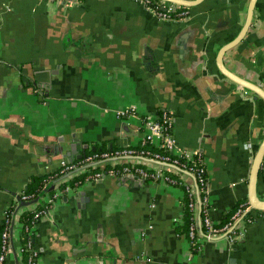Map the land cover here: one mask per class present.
<instances>
[{
  "label": "crops",
  "instance_id": "obj_1",
  "mask_svg": "<svg viewBox=\"0 0 264 264\" xmlns=\"http://www.w3.org/2000/svg\"><path fill=\"white\" fill-rule=\"evenodd\" d=\"M248 1L203 0L187 7L188 20L172 21L141 0H0V229L12 199L56 171L63 159L56 145L76 138L88 144L85 152L136 146L141 117L164 111L176 144L204 156L212 221L248 202L264 100L216 65ZM243 41L225 52L223 66L264 89V0H256ZM256 193L264 200V160ZM182 197L180 187L160 181L88 180L37 223L38 264H264V220L247 224L234 242L200 237L191 255L176 230ZM20 232L15 225L14 236ZM17 261L10 253L5 264Z\"/></svg>",
  "mask_w": 264,
  "mask_h": 264
},
{
  "label": "built area",
  "instance_id": "obj_2",
  "mask_svg": "<svg viewBox=\"0 0 264 264\" xmlns=\"http://www.w3.org/2000/svg\"><path fill=\"white\" fill-rule=\"evenodd\" d=\"M64 1L75 2L77 0ZM141 1L159 20L186 21L189 19L187 7L165 0ZM128 112L129 110L125 109L121 112V115L124 116ZM140 125L142 137L139 144L150 143L163 149L166 152L165 154L148 149L136 151L134 147H123L112 152L103 151L84 154L72 161L61 159L56 171L44 178L40 195L33 199L32 195L20 192L4 209L0 229V264H5L6 257L10 253H17V264H38L39 251L35 247L33 239H30L36 233L37 223L43 218L49 219L50 209L55 201L71 189L69 186L61 189L58 185L62 181H66L68 177L84 173L90 169H96V171L88 175L87 181H97L105 176H111L124 182L134 179L144 183V180L150 177L154 181H160L171 186L183 185L189 193V208L195 210L200 207L203 213L202 222H199L195 216L196 222L189 227V237L193 238L198 225L202 223L205 226V233L198 235L197 241L200 237L210 240L223 236L230 242H234L237 238L243 236L247 224L264 220V210H256L246 202L239 205L231 215L230 221L222 226H216L218 223L212 221L209 216V185L206 161L201 151L198 148H181L176 144L173 133V120L168 112L147 113L141 117ZM180 159L185 162L193 161L196 167H187L186 163L180 162ZM122 160L128 164L119 165ZM106 165H108L107 168ZM177 166H180V168ZM147 169L153 171L150 173ZM165 170L175 172L178 178L174 179L166 175ZM202 174L206 175V179L203 178ZM49 186L53 187L52 192L47 190ZM38 205L41 206L38 207ZM25 211H31L32 220L24 226L25 235L23 238H25V241L21 246V232L15 237L13 231L17 224L21 225L22 231L23 226L19 219ZM197 248L200 250L201 244ZM23 251L27 252L25 260L21 259Z\"/></svg>",
  "mask_w": 264,
  "mask_h": 264
},
{
  "label": "trees",
  "instance_id": "obj_3",
  "mask_svg": "<svg viewBox=\"0 0 264 264\" xmlns=\"http://www.w3.org/2000/svg\"><path fill=\"white\" fill-rule=\"evenodd\" d=\"M131 147H134V149L136 151H140L142 149H148L150 151H155V152H159V153H162V154L166 153L163 149H161L159 147H155L154 145H152L150 143H144V144H139L138 143L136 146H131ZM120 148H123V147H117V148L115 147V148H112V149H108L105 146H103V144L101 146L100 145H95V149L94 150L88 149L85 152V154L87 155V154H91V153H94V152H103V151L112 152V151H115V150L120 149ZM180 162L186 163L187 167H194V168L196 167V165L194 164L193 161L185 162L184 160L180 159ZM126 164H128V163L124 162V160H122L121 163H119V165H126ZM107 167H108V165H106V168ZM177 167L180 168V166H177ZM95 171H96V169H90L89 171H86L84 173H80V174L68 177V179L66 181H62L58 185V187L61 188V189H63L65 186H69L71 188L77 187V186L83 184L84 182H86L88 175L91 174V173H94ZM147 171L151 173V171H153V170L147 169ZM164 173L166 175L170 176L171 178H174V179L178 178V175L175 172H173V171L165 170ZM46 176L43 175L41 177L34 178L31 181V183L28 185V187L26 189L22 190L21 192H23L26 195H32L33 199L36 198L42 192L43 180H44V178ZM202 176H203L204 179H206V175L205 174H202ZM149 182H155V181L153 180V178L147 177L144 180V183H149ZM177 186L180 187L183 190V197H182V206H183V218L182 219H183V221H182V223L176 225L177 234L178 235H183L184 237L187 238V240L189 241V249L191 250V253L192 254H196L197 252H199L197 246L200 244L197 241V237L200 234H204L205 231H206V228H205V226L202 223L199 224L198 227L196 228L195 236L193 238H190L189 237V227H190L191 224L196 222L195 221V216L198 218L199 222H202L203 213H202L200 207L198 209H195V210H192L191 208H189L188 204H189V201H190V197H189V193H188L187 189L183 185H177ZM52 189H53L52 186L51 187L49 186L47 188V190L49 192H52ZM241 203H246V200L245 199L244 200H240L226 214V217L220 223H218L216 226H222L225 223H227L228 221H230L231 215L237 210V208L239 207V205ZM39 206H41V205H38V207ZM31 220H32L31 211H25L20 216L19 221L22 223V226H23L22 227V231H21V237H22L21 238V246H22V243H24V241H25V238H23L24 235H25L24 226L26 224H29ZM31 238L33 239L34 236L30 237V239ZM26 239H27V237H26ZM26 256H27V252L23 251L21 253V259L25 260Z\"/></svg>",
  "mask_w": 264,
  "mask_h": 264
},
{
  "label": "water",
  "instance_id": "obj_4",
  "mask_svg": "<svg viewBox=\"0 0 264 264\" xmlns=\"http://www.w3.org/2000/svg\"><path fill=\"white\" fill-rule=\"evenodd\" d=\"M167 2H171L174 4H178L183 7H193L197 4L201 3L203 0H165ZM256 0H249L247 4L246 14H245V20L243 23V26L241 30L239 31L238 35L229 41L228 43L224 44L217 56H216V65L219 68V71L231 82H233L238 87L240 86L241 89L247 90L252 92L254 95V98L258 99L261 98L264 100V89L261 87L243 80L239 76L231 73L223 66V55L226 51L230 50L234 46L239 45L238 48H242L244 45V37L252 23V19L254 17V7H255ZM242 43V44H241ZM62 139H59L58 141H61ZM88 148V144L86 143H79V141L74 138L73 142L69 145H64L63 143L56 145L55 150L58 152L62 158H67L69 161H72L73 159H77L82 157L85 154V150ZM81 150V153L76 154V152H79ZM94 150V148H92ZM264 160V138L262 139L261 143L259 144L255 155L252 160L251 169L249 173L248 178V203L249 205L256 209V210H264V200H261L258 198L256 193V181H257V175L258 172L262 166ZM158 164L166 165L165 163L157 162ZM129 185H137V181L134 179H129L125 181ZM81 196H84V192L81 191L79 193Z\"/></svg>",
  "mask_w": 264,
  "mask_h": 264
}]
</instances>
